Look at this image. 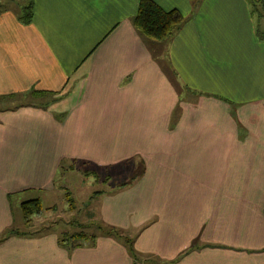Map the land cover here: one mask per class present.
Wrapping results in <instances>:
<instances>
[{
    "label": "crops",
    "instance_id": "crops-1",
    "mask_svg": "<svg viewBox=\"0 0 264 264\" xmlns=\"http://www.w3.org/2000/svg\"><path fill=\"white\" fill-rule=\"evenodd\" d=\"M152 1L184 17L159 43L132 25L138 0H30L26 25L25 0L3 5L0 233L15 225L12 198L40 202L23 196L65 189L71 170L121 166L128 180L140 165L92 196L94 221L131 238L135 264H264L256 18L246 0ZM57 237L8 236L0 264H133L113 236L70 250Z\"/></svg>",
    "mask_w": 264,
    "mask_h": 264
},
{
    "label": "trees",
    "instance_id": "trees-1",
    "mask_svg": "<svg viewBox=\"0 0 264 264\" xmlns=\"http://www.w3.org/2000/svg\"><path fill=\"white\" fill-rule=\"evenodd\" d=\"M13 0H0V11L3 5H7L8 2ZM250 8V14L252 17L256 18V35L258 38L264 37V29L260 24L261 18H264V0H246ZM6 7V6H5ZM18 15L17 20L21 24H29L31 21V2L30 0H25L24 3L17 5ZM132 25L136 32L144 39H148L152 42H162L170 39L176 31L181 27L184 22V17L175 8L164 10L158 6L152 0H138L137 8L135 14L131 18ZM264 22V21H263ZM34 95V91H31ZM141 163V162H140ZM135 170V171H134ZM85 174H95L94 171L88 172L83 170ZM142 173L141 166L139 165L137 169L133 168L132 175L128 180L120 182L118 187H124L129 184L135 177ZM108 179V178H107ZM69 201V200H68ZM20 211L22 217L21 228L15 225L6 228L0 233V241L11 235H21L24 234L25 228L31 227V219L34 215H39L42 213L41 204L38 199H29L20 202ZM68 206L72 209L71 203L68 202ZM53 224H56L52 222ZM87 224H94L97 231L96 233H86L83 229V225L78 226L77 231L58 232L57 243L59 246L65 249H72L75 247H80L83 245H92L94 240L99 235L113 236L119 240L126 248L130 257L133 258V264L137 260L136 252L132 246L131 238L123 233L122 230L101 224L96 221L90 220ZM89 226V225H88ZM27 232V231H26Z\"/></svg>",
    "mask_w": 264,
    "mask_h": 264
},
{
    "label": "rangeland",
    "instance_id": "rangeland-1",
    "mask_svg": "<svg viewBox=\"0 0 264 264\" xmlns=\"http://www.w3.org/2000/svg\"><path fill=\"white\" fill-rule=\"evenodd\" d=\"M8 7L11 8L12 4H8ZM96 170L95 174L89 175H86L83 170L80 173L78 170H71L66 174L67 183L59 180L56 182V186L64 185L65 189L61 190L58 186L59 189L53 192L44 194L31 192L24 195L23 199L39 196L42 213L34 215L30 221L31 227L25 228L23 231L42 232L49 227L53 231L72 232L77 231L78 226L83 225L86 233H96L97 229L94 224H87L90 220L98 219L92 196L96 192L113 190L116 185L127 178V173L124 169L122 170L121 166ZM87 171L91 172V170ZM106 178H108L107 182ZM19 202L20 200H17L16 197L12 198L11 209L14 217L13 224L21 228L23 223ZM67 202L71 203L72 209L68 208ZM46 207H50V209ZM52 222L56 224H51Z\"/></svg>",
    "mask_w": 264,
    "mask_h": 264
}]
</instances>
